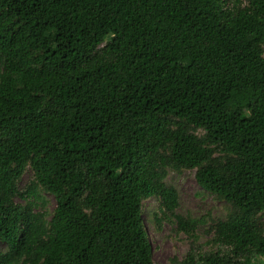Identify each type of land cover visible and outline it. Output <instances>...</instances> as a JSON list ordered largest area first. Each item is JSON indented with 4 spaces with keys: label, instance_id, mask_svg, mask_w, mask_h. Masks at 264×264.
Masks as SVG:
<instances>
[{
    "label": "trees",
    "instance_id": "obj_1",
    "mask_svg": "<svg viewBox=\"0 0 264 264\" xmlns=\"http://www.w3.org/2000/svg\"><path fill=\"white\" fill-rule=\"evenodd\" d=\"M170 170L230 206L171 264L264 257V0H0V264H154Z\"/></svg>",
    "mask_w": 264,
    "mask_h": 264
},
{
    "label": "rangeland",
    "instance_id": "obj_2",
    "mask_svg": "<svg viewBox=\"0 0 264 264\" xmlns=\"http://www.w3.org/2000/svg\"><path fill=\"white\" fill-rule=\"evenodd\" d=\"M34 174L28 169L20 182V189L25 192L31 185ZM167 183L176 188L180 195V207L177 214L183 217L202 220L195 229V237L178 231L175 219H165L160 227L153 223V213L159 211L157 198H150L144 202V220L146 229L153 245L154 264H171V259L183 260L193 248L201 254L216 252L219 248L213 242L214 225L219 220H225L230 206L217 196L203 190L196 181L195 171L170 170ZM24 195V193H23ZM17 196L19 204L26 205L27 196ZM43 199L37 200L36 210L47 211L51 215L57 205L56 199L50 194L43 193ZM264 222V216L262 218ZM7 246L0 242V252H6ZM252 264H264V257L254 256ZM209 264H213L210 262Z\"/></svg>",
    "mask_w": 264,
    "mask_h": 264
}]
</instances>
